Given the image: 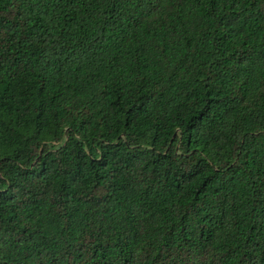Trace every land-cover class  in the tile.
<instances>
[{
  "label": "trees",
  "instance_id": "1",
  "mask_svg": "<svg viewBox=\"0 0 264 264\" xmlns=\"http://www.w3.org/2000/svg\"><path fill=\"white\" fill-rule=\"evenodd\" d=\"M0 264H264V0H0Z\"/></svg>",
  "mask_w": 264,
  "mask_h": 264
}]
</instances>
